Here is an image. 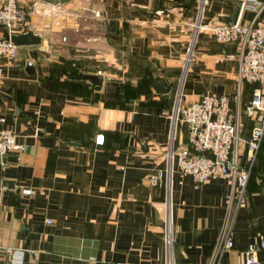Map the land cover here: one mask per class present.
Listing matches in <instances>:
<instances>
[{
  "label": "crops",
  "instance_id": "obj_1",
  "mask_svg": "<svg viewBox=\"0 0 264 264\" xmlns=\"http://www.w3.org/2000/svg\"><path fill=\"white\" fill-rule=\"evenodd\" d=\"M200 1L64 0L53 20L36 13L49 7L21 0L26 27L41 36V44L19 47L14 60L0 59V129H10L26 145L24 153L0 158V264L6 260L2 247L25 250L23 264H162L166 189L151 187L148 176L167 169L169 151L182 142L179 128L171 142L175 87L182 81L185 104L205 94L236 95L237 45L196 33L195 24L231 23L234 3L241 0ZM84 6L100 10L101 21L82 22ZM252 17L242 11L237 22L246 25ZM256 25L264 26V13ZM71 51L96 54V62L114 66L118 77L104 71L112 76L102 73L99 90L71 83L57 73L59 59ZM146 75L169 92L150 86L117 104L124 83L134 88ZM250 97L243 84L241 104ZM97 136L103 145L95 144ZM257 154L248 205L234 215L233 248L220 264H243L248 244L264 236V136ZM245 157L242 148V163ZM22 189L31 194L22 195ZM230 189L227 177L198 185L173 167L169 193L179 264L206 260L220 236ZM257 258L264 264V250Z\"/></svg>",
  "mask_w": 264,
  "mask_h": 264
},
{
  "label": "built area",
  "instance_id": "obj_2",
  "mask_svg": "<svg viewBox=\"0 0 264 264\" xmlns=\"http://www.w3.org/2000/svg\"><path fill=\"white\" fill-rule=\"evenodd\" d=\"M33 5L49 7V11L36 12L49 19H56L63 11L64 0H30ZM242 11L253 14L251 21L242 25L238 22L195 24L196 33H208L216 42L235 44L238 48L239 65L236 81V95L205 94L193 103L185 104L182 100L173 107V136L175 140L178 128L182 134L180 146L168 153L169 166L148 176V184L155 188L166 189V215L163 223V262L179 264L174 251V235L171 219V201L169 193L170 176L176 170L191 176L198 185L213 177H227L231 181L230 197L226 218L217 241L204 262L196 264H220L222 255L233 248L231 227L234 215L246 203V188L257 152L264 136V26L256 25L258 17L264 13V1L241 0ZM84 23L100 22L102 12L88 6L82 7ZM27 7L21 0H0V59L8 61L17 57L18 48L6 37L25 33L28 29ZM48 30L51 24H45ZM79 33V27L74 28ZM63 42L65 38L62 39ZM189 46L187 52H190ZM191 58H186V64ZM28 66L31 63L28 62ZM187 67V66H185ZM1 72V68H0ZM102 76L101 72H97ZM255 84L250 101L242 105L240 101L243 84ZM181 95V93H180ZM246 116L254 125L246 139L241 134L242 117ZM3 122V120H1ZM96 145L103 144V136H97ZM242 148H245L246 162L242 163ZM26 145L17 141V136L10 129H0V158L10 153H24ZM22 195H30V189H22ZM48 224L51 221H47ZM6 254L5 264H23L25 250L21 248H1ZM264 250V236L258 237L257 243H249L243 252V264H260L257 253Z\"/></svg>",
  "mask_w": 264,
  "mask_h": 264
},
{
  "label": "trees",
  "instance_id": "obj_3",
  "mask_svg": "<svg viewBox=\"0 0 264 264\" xmlns=\"http://www.w3.org/2000/svg\"><path fill=\"white\" fill-rule=\"evenodd\" d=\"M58 64H59V65H57V67H58L57 73L58 74L68 73L70 76H79L81 74L90 73L87 70H83L82 66L79 65V62H77L73 59H70V58L69 59L61 58V59H59ZM67 80L70 81L71 83H75V84H79V85H81L83 83V84L88 85L91 88L93 87L92 84L87 83V82L82 81V80H69V79H67ZM137 82H138V85L134 88L132 86H130L129 82L124 83V85L119 89L120 90V97L118 98L117 104H124V100H126V99L136 97L139 94L148 93L150 86L153 87V83H154L153 79L149 75L143 76L142 79H138ZM245 84L249 85L250 90H251V96H252V93H253L254 89L256 88V85L255 84H248V83H245ZM250 99H251V97H250ZM248 102L244 103V105H246ZM116 106H118V105H114L111 107H116ZM241 121H242L241 134L244 138L248 139L249 135H250V131H251L254 123H253V121H251L246 116H243ZM179 129L183 130V128H181V127ZM101 145H103V144H101ZM256 157H258V156H256ZM255 162H256V160H255ZM253 176H254V164L251 167L250 176H249L247 188H246V206L248 205L249 184H250Z\"/></svg>",
  "mask_w": 264,
  "mask_h": 264
},
{
  "label": "water",
  "instance_id": "obj_4",
  "mask_svg": "<svg viewBox=\"0 0 264 264\" xmlns=\"http://www.w3.org/2000/svg\"><path fill=\"white\" fill-rule=\"evenodd\" d=\"M202 1V0H201ZM241 1H236L234 3V13L229 17V21L232 24L237 22L238 15L241 9ZM6 40H10L11 43L16 47H29V46H38L41 44V36L34 33L31 30H27L25 33L11 35L10 37H6ZM30 74H34V68H28L26 70ZM68 79L71 80H82L88 82L94 86L96 90H99L103 83V77L101 75L96 74H81L79 76H70L68 73L61 74ZM153 88L158 93H168L169 87H165L164 89H160L155 83H153ZM261 173L264 175V160L261 163ZM260 176V178L264 176Z\"/></svg>",
  "mask_w": 264,
  "mask_h": 264
},
{
  "label": "rangeland",
  "instance_id": "obj_5",
  "mask_svg": "<svg viewBox=\"0 0 264 264\" xmlns=\"http://www.w3.org/2000/svg\"><path fill=\"white\" fill-rule=\"evenodd\" d=\"M73 2L78 5L79 3H82V2H83V4L84 3H87V0H73ZM197 8H199V6ZM104 48L105 49H108V46L105 45ZM187 49H186V52H185V55H186L185 57L187 58L189 56L191 58L192 50L193 49L191 48L190 52H187ZM67 57H69L70 59H73V60L79 62V65L82 66V69L89 71L90 72L89 74H96L97 72H101L103 74H106L104 72V71H106V72H111L112 74H114V76H112L111 74H108V75L106 74V76L111 75L112 77H118L117 74H116V70L117 69L114 66H112V65H110V66L109 65H106V64L105 65H102L101 63L96 62L98 60V58H96L97 55L94 54V53L92 55H89L88 54V55L82 57L81 55L79 56V55L73 54V52L71 51V52H69V55ZM69 58H67V59H69ZM186 58H185V61H184V64H183L184 65V68H186L185 66H188L189 65V63H188V65L186 64ZM86 74H88V73H86ZM181 83H182V81H180L178 83V85H177V87H176V89L174 91V99H173V102L175 104L177 102H179V101L182 100V95H180L178 97V95L181 93ZM174 103H173V106H174Z\"/></svg>",
  "mask_w": 264,
  "mask_h": 264
},
{
  "label": "bare ground",
  "instance_id": "obj_6",
  "mask_svg": "<svg viewBox=\"0 0 264 264\" xmlns=\"http://www.w3.org/2000/svg\"><path fill=\"white\" fill-rule=\"evenodd\" d=\"M180 96V94L178 95V97Z\"/></svg>",
  "mask_w": 264,
  "mask_h": 264
}]
</instances>
